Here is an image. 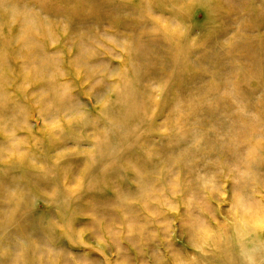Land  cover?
<instances>
[{
  "label": "rangeland",
  "instance_id": "1",
  "mask_svg": "<svg viewBox=\"0 0 264 264\" xmlns=\"http://www.w3.org/2000/svg\"><path fill=\"white\" fill-rule=\"evenodd\" d=\"M235 248L264 261V0H0V264Z\"/></svg>",
  "mask_w": 264,
  "mask_h": 264
},
{
  "label": "bare ground",
  "instance_id": "2",
  "mask_svg": "<svg viewBox=\"0 0 264 264\" xmlns=\"http://www.w3.org/2000/svg\"><path fill=\"white\" fill-rule=\"evenodd\" d=\"M218 225V223H217ZM232 249V248H231ZM229 248V250H231ZM236 250L233 252V255H235L234 257L232 258H227V264L230 263V262H233V263H230V264H264V261L263 262H260V261H257L255 260L254 258H256V256H253V259H249V263L247 261L244 260V258H241V251L237 248H235ZM225 251V250H224ZM243 251V250H242ZM224 253V252H223ZM228 254V253H227ZM227 254H225L227 256ZM223 255V254H222ZM229 256V255H228ZM231 256V255H230ZM252 256V255H250ZM249 256V257H250ZM248 257V258H249ZM223 261V259H222ZM158 263V262H157ZM176 264V263H175ZM223 264V263H222ZM225 264V263H224Z\"/></svg>",
  "mask_w": 264,
  "mask_h": 264
}]
</instances>
